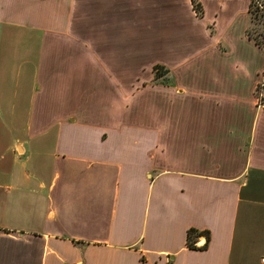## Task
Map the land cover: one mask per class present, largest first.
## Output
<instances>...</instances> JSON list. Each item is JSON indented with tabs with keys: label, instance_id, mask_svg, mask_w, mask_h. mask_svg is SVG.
I'll use <instances>...</instances> for the list:
<instances>
[{
	"label": "crops",
	"instance_id": "1",
	"mask_svg": "<svg viewBox=\"0 0 264 264\" xmlns=\"http://www.w3.org/2000/svg\"><path fill=\"white\" fill-rule=\"evenodd\" d=\"M198 1L0 0V264H264V49Z\"/></svg>",
	"mask_w": 264,
	"mask_h": 264
},
{
	"label": "trees",
	"instance_id": "2",
	"mask_svg": "<svg viewBox=\"0 0 264 264\" xmlns=\"http://www.w3.org/2000/svg\"><path fill=\"white\" fill-rule=\"evenodd\" d=\"M191 2H192L193 8L196 11L197 15L200 16L202 13V9H201V5H200L199 1L198 0H191ZM263 3H264V0H263ZM249 14H250V16L252 14H254V17H259V16L262 18L264 17V15L260 11V9H258V7L255 6L253 0L250 1ZM247 35H248L249 39H251L255 44H257L259 47H262L264 49V34L262 32H257L256 35H252V34H250V32H247ZM158 69H159L158 67H155V79L162 77L166 73L163 71H159ZM198 235H199V233L194 228H189L187 230L186 244H187L188 248L194 249V250L202 249V248H198L195 246V241H196V238ZM207 241H208V239H207Z\"/></svg>",
	"mask_w": 264,
	"mask_h": 264
},
{
	"label": "rangeland",
	"instance_id": "3",
	"mask_svg": "<svg viewBox=\"0 0 264 264\" xmlns=\"http://www.w3.org/2000/svg\"><path fill=\"white\" fill-rule=\"evenodd\" d=\"M264 15V13H263ZM248 32L252 35H256L257 32H262L264 34V17H254V14L250 16V23ZM159 71L166 72L162 77H160L158 80L164 84H169L171 81V78L169 77L168 71H165L164 68H159Z\"/></svg>",
	"mask_w": 264,
	"mask_h": 264
},
{
	"label": "built area",
	"instance_id": "4",
	"mask_svg": "<svg viewBox=\"0 0 264 264\" xmlns=\"http://www.w3.org/2000/svg\"><path fill=\"white\" fill-rule=\"evenodd\" d=\"M254 1V4H255V6H257L258 7V9H260V11L262 12V13H264V3H263V0H253ZM262 85H263V83H261L258 87L259 88H257V95H258V97L260 98L261 97V91H262Z\"/></svg>",
	"mask_w": 264,
	"mask_h": 264
}]
</instances>
